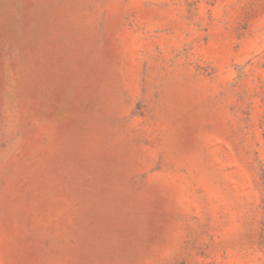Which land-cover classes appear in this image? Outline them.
Returning a JSON list of instances; mask_svg holds the SVG:
<instances>
[{
    "label": "rangeland",
    "instance_id": "rangeland-1",
    "mask_svg": "<svg viewBox=\"0 0 264 264\" xmlns=\"http://www.w3.org/2000/svg\"><path fill=\"white\" fill-rule=\"evenodd\" d=\"M0 264H264V0H0Z\"/></svg>",
    "mask_w": 264,
    "mask_h": 264
}]
</instances>
